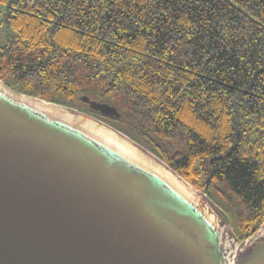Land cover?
<instances>
[{"label":"trees","instance_id":"16d2710c","mask_svg":"<svg viewBox=\"0 0 264 264\" xmlns=\"http://www.w3.org/2000/svg\"><path fill=\"white\" fill-rule=\"evenodd\" d=\"M0 24L8 87L122 132L239 240L264 223V0H0Z\"/></svg>","mask_w":264,"mask_h":264},{"label":"water","instance_id":"95a60500","mask_svg":"<svg viewBox=\"0 0 264 264\" xmlns=\"http://www.w3.org/2000/svg\"><path fill=\"white\" fill-rule=\"evenodd\" d=\"M0 264H264V223L239 240L206 191L128 136L0 80Z\"/></svg>","mask_w":264,"mask_h":264},{"label":"rangeland","instance_id":"374dc122","mask_svg":"<svg viewBox=\"0 0 264 264\" xmlns=\"http://www.w3.org/2000/svg\"><path fill=\"white\" fill-rule=\"evenodd\" d=\"M8 34H10V31L4 25L0 24V43L4 42Z\"/></svg>","mask_w":264,"mask_h":264}]
</instances>
